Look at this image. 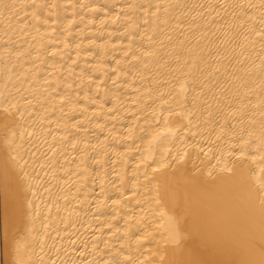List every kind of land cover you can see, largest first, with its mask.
<instances>
[{
  "label": "bare ground",
  "instance_id": "6f19581e",
  "mask_svg": "<svg viewBox=\"0 0 264 264\" xmlns=\"http://www.w3.org/2000/svg\"><path fill=\"white\" fill-rule=\"evenodd\" d=\"M0 264H264V0H0Z\"/></svg>",
  "mask_w": 264,
  "mask_h": 264
},
{
  "label": "snow or ice",
  "instance_id": "6c2138e0",
  "mask_svg": "<svg viewBox=\"0 0 264 264\" xmlns=\"http://www.w3.org/2000/svg\"><path fill=\"white\" fill-rule=\"evenodd\" d=\"M5 111H7V110H5ZM9 143L11 142V141H8Z\"/></svg>",
  "mask_w": 264,
  "mask_h": 264
}]
</instances>
